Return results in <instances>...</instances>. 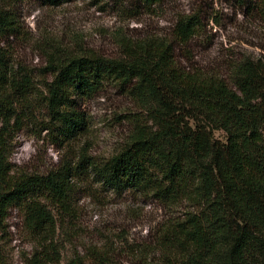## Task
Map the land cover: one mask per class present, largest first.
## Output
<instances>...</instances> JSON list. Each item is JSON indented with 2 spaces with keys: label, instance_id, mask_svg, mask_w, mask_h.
I'll return each instance as SVG.
<instances>
[{
  "label": "trees",
  "instance_id": "16d2710c",
  "mask_svg": "<svg viewBox=\"0 0 264 264\" xmlns=\"http://www.w3.org/2000/svg\"><path fill=\"white\" fill-rule=\"evenodd\" d=\"M69 1L48 0L55 6ZM12 24L0 8V43ZM201 26L200 13L189 12L176 19L170 40L121 38L119 59L53 55L42 102L67 138L86 126L72 106L74 95H93L112 82L136 104L140 112L130 117L122 148L88 167L109 190L137 192L175 210L176 217L157 232L160 264H264V62L246 56L199 61L189 51H176ZM9 62L0 47V229L9 209L17 208L23 227L37 238L24 264H55L56 221L34 195L45 190L69 213L71 170L14 179L10 144L20 112H26L17 105L28 107L33 89L28 75ZM217 131L224 141L214 138ZM71 263L117 264L98 252Z\"/></svg>",
  "mask_w": 264,
  "mask_h": 264
},
{
  "label": "rangeland",
  "instance_id": "374dc122",
  "mask_svg": "<svg viewBox=\"0 0 264 264\" xmlns=\"http://www.w3.org/2000/svg\"><path fill=\"white\" fill-rule=\"evenodd\" d=\"M0 8L13 21L0 47L14 70L28 75L33 89L30 105H17L26 112H20L19 130L10 144L13 177L43 179L63 167L71 170L69 213L45 190L34 195L56 221L55 264L89 259L93 252L117 264H160L157 232L176 217L175 210L137 192L109 190L88 167L122 148L132 128L130 117L140 110L121 88L106 82L93 95L72 97L86 126L76 136L64 137L42 102L43 83L51 81L48 61L69 53L119 59L121 38L170 40L176 19L198 12L201 29L176 51H189L199 61L246 56L264 62V0H160L153 5L142 0H70L59 6L48 0H2ZM214 138L222 142L224 134L214 132ZM82 156L87 163L80 162ZM36 247L37 238L23 227L21 212L10 208L0 229V264H24Z\"/></svg>",
  "mask_w": 264,
  "mask_h": 264
}]
</instances>
